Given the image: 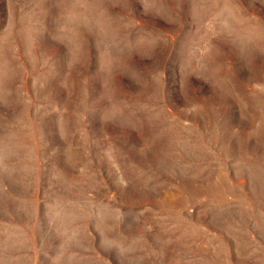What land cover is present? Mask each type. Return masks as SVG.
I'll return each mask as SVG.
<instances>
[{"label":"rangeland","instance_id":"obj_1","mask_svg":"<svg viewBox=\"0 0 264 264\" xmlns=\"http://www.w3.org/2000/svg\"><path fill=\"white\" fill-rule=\"evenodd\" d=\"M0 264H264V0H0Z\"/></svg>","mask_w":264,"mask_h":264}]
</instances>
